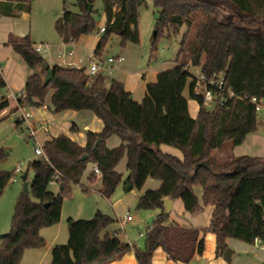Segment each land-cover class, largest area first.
I'll return each instance as SVG.
<instances>
[{
  "label": "trees",
  "instance_id": "1",
  "mask_svg": "<svg viewBox=\"0 0 264 264\" xmlns=\"http://www.w3.org/2000/svg\"><path fill=\"white\" fill-rule=\"evenodd\" d=\"M68 1L63 0V14L55 23L65 43L97 33L100 40L93 52L100 58L113 35L121 38L123 47L126 43L140 44L139 9L144 0H101L106 19L103 33L96 18L97 0H73L75 11L69 10ZM153 1L158 11L150 61L156 60L157 40L166 30L168 37L183 27L186 32L174 68L159 73L156 83L147 84L141 103L122 83L103 73L92 77L86 68L49 66L54 79L44 84L47 61L36 53L31 37L9 36L7 45L27 67L40 69L26 81V106L44 107L51 94L52 113L89 111L104 127L100 133L88 132L85 146L65 134L48 140L43 145L47 160L29 163L26 174L34 172L30 193L22 191L18 196L10 232L0 241V257L5 264H21L26 251L45 247L41 232L61 221L65 198L73 185L82 186L87 164L98 166L101 193L111 199L124 182L117 171L124 159L128 172L125 186L142 191L150 179L161 182L158 189L146 190L139 199L138 209L160 211L147 227L144 248L124 243L119 233L102 237L114 220L97 211L92 220L67 219L68 241L52 248L51 264H111L132 251L138 264H152L157 250L175 264H190L205 252L207 233L216 236L219 257L227 251L229 238L248 244L264 239V158L230 154L261 125L252 100L264 99V0ZM31 2L0 1V17L17 18L21 12L28 13ZM191 68L205 77L224 74L226 88L235 97L223 107L206 109L203 97L195 93L197 81ZM6 87L0 73V122L18 109L3 115L11 106L2 96ZM191 99L198 105L196 118L189 113ZM16 123L17 127L22 124L19 120ZM71 130L77 131V127ZM112 136L121 144L108 148ZM228 143L229 153L225 150ZM162 145L177 148L182 158L163 152ZM217 153H224L223 159H218ZM85 155L88 159L83 161ZM7 156L8 151L0 147V161ZM15 176L14 172L0 171V198ZM97 178L93 172L87 180L95 183ZM52 182L58 183L59 193L49 190ZM195 187L202 188V202ZM89 192L84 189V193ZM166 199L181 200L184 210L192 215L211 206L210 227L170 223V215H164ZM19 232L27 237L7 250L9 240Z\"/></svg>",
  "mask_w": 264,
  "mask_h": 264
},
{
  "label": "rangeland",
  "instance_id": "2",
  "mask_svg": "<svg viewBox=\"0 0 264 264\" xmlns=\"http://www.w3.org/2000/svg\"><path fill=\"white\" fill-rule=\"evenodd\" d=\"M68 8L71 11L77 10L73 5V0H69L67 2ZM32 8L30 12L24 13L27 16L25 18L20 19L27 27V30L30 31V37L34 41L35 46L39 45H49L51 46V51L47 57H43L46 59L47 63L50 66L54 65L52 60L56 61L57 64H63V60L61 62H57L56 60V51L57 48L62 45L63 41L60 38L57 30L55 29V23L59 17L63 14L64 4L63 0H32L31 2ZM96 10L98 14L96 18L99 21V27H103L105 24V18L103 15V3L101 0L96 1ZM158 9L155 7V2L153 0H144V3L141 5L139 9V34H141V41L139 45H134L131 43H126L123 47L121 45V38L113 35L104 49L102 54V60L107 61L109 58H117L119 56L124 57L125 61L115 64L112 70V73L109 74L111 79L116 78L115 74L119 72L120 68H124L127 64H129V59L140 58L142 62L147 65L150 61L151 55L153 53L152 45L154 33L156 32V16ZM12 21V20H11ZM2 24V23H1ZM186 32V27H183L179 30L178 34H173L172 37H168L167 30L164 32L163 36H160L157 40L156 44V52L157 58L152 62H162L167 60L170 65H174L175 59L179 52V44L183 38V35ZM87 40V46L85 48H66V50H73L77 53H82L85 57L90 55V48L88 45L98 37L97 33H93L89 36ZM86 59V58H85ZM67 61V60H66ZM86 66L89 65L88 60L83 64ZM35 72H40V69L35 70ZM191 72L194 75H197V69L191 68ZM190 104V113L195 116L196 111V102L191 99ZM208 110H213L214 106H207ZM258 118L261 123L259 126V131L254 134V136H258V142L256 143L255 149H264V108L258 111ZM17 119L13 117H7L4 121L0 122V147L4 148L8 151V156L0 161V171L14 172L16 174L15 178L17 181L13 183L10 182L9 186L5 189L3 195L0 198V235L8 234L10 232L11 221L13 218L14 210L16 207V203L18 201V196L22 193L24 188V182L21 180V176L26 174L29 171V163L33 160H38L41 157L37 156L34 150V141L29 137L27 126L25 123L21 124L17 127L16 123ZM38 140L42 144L44 139V134L38 131ZM254 141L247 140L245 144L235 149L234 153L230 152L231 155L237 156L240 154H247L248 145L253 143ZM255 143V142H254ZM169 147V146H165ZM231 145L227 144L225 150L227 153L230 151ZM171 148L174 150L176 154L181 156L180 150L177 148ZM225 153V152H224ZM224 153H217L216 157L218 159H223L222 156ZM250 156V155H249ZM87 170L84 173L82 178V186L73 185L72 190L69 196H66L63 209H62V219L56 224V227H62L64 231V238H60L59 245H65L68 241L69 230H67V219L72 217L77 221L81 220H92L95 218L97 211L104 213L114 220L113 224L106 230L102 237L106 235H113L114 233H119L120 239L127 244H135L139 248H144V240L146 236V232L148 230V221L152 217H157L160 214L158 210H141L138 209L139 199L146 191L145 187L142 191L137 189H128L129 186H125V181H127L128 172L126 170V160H122L117 170L121 174H123L124 182L118 187V189L114 192L111 199L105 198L101 191L103 190L102 180L98 178L95 183H90L87 180L88 175L93 173L94 165L87 164ZM18 167H22L21 172H16L15 170ZM150 182H158L156 180H149ZM148 188V187H147ZM84 189H89V193H84ZM49 190L54 194L60 192V187L58 183L52 182L49 185ZM149 190V189H147ZM198 192H200L199 188H196ZM33 198L32 195H30ZM34 199V198H33ZM174 216L179 218L180 220L184 219V215L181 214L179 207L177 206L174 210ZM184 211V210H183ZM185 212V211H184ZM207 214L194 216V218H198V223L200 225H208V212ZM185 214L188 217L190 216L187 212ZM131 216L132 220L129 222H125L122 224V220H125L127 217ZM213 235V233H207L206 237ZM15 238V237H13ZM13 238L9 240L13 242ZM230 240L231 245H228V249H231L234 253L232 256L231 263L228 264H264V249L258 244H248L246 242L238 241L235 239H227ZM45 247L36 248L33 250H39L41 255L46 250L49 252V255L45 257L42 264H51L52 253L50 242L45 240ZM207 243V252L210 251L211 242L206 240ZM28 250V251H33ZM41 250V251H40ZM35 252V251H33ZM31 252V253H33ZM26 251L21 264H37L40 255L37 257V253L27 254ZM36 254V255H35ZM209 254V253H208ZM203 255V254H202ZM210 255V254H209ZM216 256V253H215ZM223 258V256H222ZM210 258L202 259L201 262L198 260H194L190 264H209Z\"/></svg>",
  "mask_w": 264,
  "mask_h": 264
},
{
  "label": "crops",
  "instance_id": "3",
  "mask_svg": "<svg viewBox=\"0 0 264 264\" xmlns=\"http://www.w3.org/2000/svg\"><path fill=\"white\" fill-rule=\"evenodd\" d=\"M4 1V0H0ZM27 15L24 14V12L20 13L19 17H5L2 16L0 17V73L4 76L7 87L2 91V96L7 98L11 102V106L6 109L3 112V115L10 114L14 112L15 108L18 107V102L15 99V96L18 95L21 92H25V87H26V81L29 78L30 75L34 74L35 71L33 69H30L27 67L25 64L24 60L22 57L16 53L13 48L7 45L9 41V36L10 35H15L17 37H25V36H30V31L27 30V27L24 25L21 21H19L22 18H25ZM12 20V21H11ZM106 21V19H105ZM2 23V24H1ZM62 39V37L60 36ZM90 38L89 36H82L79 40L73 43H65L63 40L62 45L57 48L56 51V60L57 62H61L63 60V64H57L56 61L52 60L54 62L53 66H59V67H66L69 68L68 64H74V65H80L81 68H86L85 63L86 60L89 62V57L94 53V49L97 45V43L100 40V36L94 40V42L90 43L88 47L90 48V55H87L85 57L82 53H77L74 52L73 50H66V48H85L87 46V40ZM33 41V40H32ZM34 42V41H33ZM51 49V46H50ZM74 52V56H70V53ZM86 58V59H85ZM80 59H82V63H80ZM67 60V61H66ZM125 61V59H124ZM129 64H127L124 68H120L119 72L115 74L114 78L116 81L122 83L129 92H131L133 99L137 101L138 103H141L145 93H146V86L149 83H156V79L159 73L170 70L174 68V65H170L167 60L162 61V62H152L149 61L146 64L142 62V59L134 58L129 59ZM50 66V65H49ZM87 69V68H86ZM188 93L187 91L185 92V96H187ZM51 94L50 96L46 99V105L41 108H34V107H28L29 112L32 114V122L38 131L42 132L44 134V139L42 146L48 141L53 138H57L62 134H65L69 136L75 143L81 146H85L87 143V134L88 132L92 133H100L101 130L104 127V124L102 120L97 118L95 115H93L89 111H63L62 113H52L49 109V106L51 104L50 101ZM196 113L198 112V105L196 103ZM189 113H190V104H189ZM191 114V113H190ZM193 116V114H191ZM198 113L193 116L196 118ZM13 117V114L11 115ZM14 118V117H13ZM77 127V131H72L73 126ZM48 129L45 132V129ZM258 139H260L258 136H254V134L247 136L245 144L247 140L254 141L253 143H250L248 145L247 153H249L250 156L252 157H261L264 158V149H255L256 143L258 142ZM121 144V141L118 137L112 136L108 141H107V147L108 148H114L117 147ZM242 144V145H243ZM240 145V146H242ZM238 148V147H236ZM232 149L231 152L234 153L235 149ZM161 149L163 152L168 153L172 156H177L179 158H182V155L179 156L178 154L175 153L174 150H171L169 147H165V145L161 146ZM247 154H240L237 156H234L236 158L240 156H249ZM126 160V159H125ZM118 171V170H117ZM120 173V172H118ZM91 174V173H90ZM121 174V173H120ZM123 177V174H121ZM89 176V175H88ZM88 178V177H87ZM100 179V176H99ZM161 186V182H150L149 180L145 184V189L149 190H156ZM148 187V188H147ZM196 188H199L200 192L196 190ZM144 189V190H145ZM102 192V191H101ZM145 192V191H144ZM195 194L199 197V199L202 202L203 194H202V188L201 187H195L194 188ZM173 203V208L172 212L170 213V217L168 221L171 223H176L180 224L182 226H188V227H197V228H209L210 226V220L213 212V208L211 206L209 207H204L203 212L198 214V215H192L188 213L186 210H184V206L181 200L177 201H172ZM179 207V210L181 211V214L184 215V219L180 220L179 218L177 219L176 216H174V209L176 207ZM190 214V216L193 217H188L185 212ZM208 212V220L209 223L208 225H200L198 223V218H194V216H199L203 214H207ZM72 218V217H71ZM74 219V218H73ZM156 219V217H155ZM43 238L47 241L50 242L51 250L55 245H59L57 243H63L59 242L60 238H64V231L62 227H56V226H51L49 228L43 229L41 232ZM27 237V234L24 232H19L15 238H13V242H8L7 250H10L13 248L15 244H17L18 241L24 239ZM206 240L211 242V248L210 251L207 252V243ZM205 242H206V250L203 253V255H196L195 260H198L199 262L202 261V259L205 258H210L209 264H228V262L225 261L224 258L215 256L216 253V236L210 235L208 237L205 236ZM228 245H231L230 240H227ZM35 251V252H33ZM33 251H27V254H33L37 253V257L40 255V258L37 261V264H42L43 260L45 257L49 255V252L46 250L43 252L41 255L40 252H37L39 250H33ZM41 251V250H40ZM33 252V253H31ZM210 255H209V254ZM235 251L233 252L232 256H234ZM232 258V257H231ZM153 262L152 264H175L173 261L169 260L167 258V255L162 251V250H157L153 256ZM0 264H5L3 261V258L0 257ZM111 264H138V261L135 258V253L132 251L128 254H126L122 259L116 260Z\"/></svg>",
  "mask_w": 264,
  "mask_h": 264
},
{
  "label": "built area",
  "instance_id": "4",
  "mask_svg": "<svg viewBox=\"0 0 264 264\" xmlns=\"http://www.w3.org/2000/svg\"><path fill=\"white\" fill-rule=\"evenodd\" d=\"M104 27L100 28V32H104ZM36 53L40 54L42 57H47V55L51 54L49 45H39L34 46ZM70 56H74V52L70 53ZM124 61V57L119 56L117 58H109L107 61H103L102 58L96 56L94 53L89 57V65L87 66L88 73L93 77L98 74H109L112 73L113 66L115 64L121 63ZM80 63H82V59H80ZM69 68H81L80 65L68 64ZM197 75H195V79L197 81L195 93L203 97L204 107L214 106V109L217 107H223L227 104L231 99L235 97L234 92L226 88V80L225 75H213L211 77H205L199 71H197ZM26 93L21 92L15 96L16 101L18 102V109L14 113L13 117L19 120L22 124L25 123L27 126L28 134L31 139L34 141V150L37 156L41 158H46L45 150H43L42 144L38 140L37 129L35 128L32 122V114L28 110V106L25 104ZM252 103L255 105V109L258 112L260 109L264 108V99L254 98ZM48 129H45V132ZM22 167H18L16 172H21ZM93 172L97 175H101L98 166H94ZM17 179L12 180L15 183ZM132 220V217L129 216L125 220H122V224L125 222H129ZM255 244L262 247L264 249V239H256Z\"/></svg>",
  "mask_w": 264,
  "mask_h": 264
},
{
  "label": "water",
  "instance_id": "5",
  "mask_svg": "<svg viewBox=\"0 0 264 264\" xmlns=\"http://www.w3.org/2000/svg\"><path fill=\"white\" fill-rule=\"evenodd\" d=\"M155 34V33H154ZM156 36V34L154 35V37ZM44 69H47V74L45 76V81L44 84H48L49 82H51L54 79V70L49 68L48 63H45L44 65ZM100 143V140H98V142L95 144V148L98 146V144ZM88 159V156L85 155L82 157L83 161H86ZM34 178V172H31V174H24L21 176V180L22 182H24V188H23V192L25 194H29L30 193V184H31V180ZM128 189H132V186L129 184L128 185ZM173 208V203L170 199H166L164 201V209H165V216H169L170 213L172 212ZM155 222V217H152L149 221H148V225H152ZM7 236V234H1L0 235V241L1 239L5 238ZM232 254L233 251L231 249H227V251L224 253L223 258L225 259L226 262L231 263L232 261Z\"/></svg>",
  "mask_w": 264,
  "mask_h": 264
}]
</instances>
